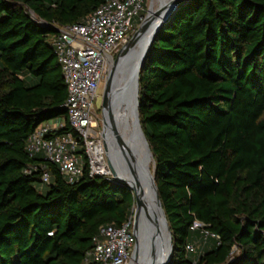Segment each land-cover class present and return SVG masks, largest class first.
Here are the masks:
<instances>
[{
  "label": "trees",
  "instance_id": "1",
  "mask_svg": "<svg viewBox=\"0 0 264 264\" xmlns=\"http://www.w3.org/2000/svg\"><path fill=\"white\" fill-rule=\"evenodd\" d=\"M106 1L0 0V264H96L85 259L99 227L135 212L128 185L88 165L70 183L26 148L53 118L66 119L57 134L76 136L53 40ZM152 44L139 111L172 228L169 264H264V0H188ZM195 222L219 238L204 241Z\"/></svg>",
  "mask_w": 264,
  "mask_h": 264
},
{
  "label": "built area",
  "instance_id": "2",
  "mask_svg": "<svg viewBox=\"0 0 264 264\" xmlns=\"http://www.w3.org/2000/svg\"><path fill=\"white\" fill-rule=\"evenodd\" d=\"M146 3L147 0H107L82 21L57 27L53 47L67 84L64 108L76 136L71 132L57 134L66 119L53 118L33 130L26 148L29 156L41 155L45 161L58 165L61 175L70 183L80 181L86 165L90 176L113 181L103 129L98 122L101 120L99 91L113 55L144 20ZM39 169V165L30 164L25 172L30 174ZM41 170L43 184L50 183L49 170L45 167ZM99 229L85 263L130 264L135 247L133 215L121 225L107 224ZM192 229H200L204 241L219 238L199 222H195ZM200 247L201 243L194 241L188 243L186 249L196 253Z\"/></svg>",
  "mask_w": 264,
  "mask_h": 264
},
{
  "label": "water",
  "instance_id": "3",
  "mask_svg": "<svg viewBox=\"0 0 264 264\" xmlns=\"http://www.w3.org/2000/svg\"><path fill=\"white\" fill-rule=\"evenodd\" d=\"M187 1L163 0L160 2L154 12L152 14L149 13L139 24L136 32L120 49L116 58L110 60V65L105 76L106 81L102 103V134L108 161L111 165L112 179L113 182L126 184L130 189L135 191V203L140 208H143V198L135 185H140V181L139 179L134 180V178L129 181L119 176L110 159L108 142L110 141L111 145L115 148V158L121 166V170L125 174H133L135 164L131 160L130 154L128 155L126 151L127 146L123 141L119 126L124 124V119L127 114L126 109H128V106L132 102H135L136 113L138 115L140 114L139 77L145 59L162 26L177 11V8ZM43 23L46 24L45 22ZM124 78H127V80L121 88L120 83H122ZM137 124L138 128H140V133L134 136L133 139L137 141L141 138L147 140L146 134L143 128H141L140 120H138ZM154 188L162 213L159 214L154 209H149L148 214L143 215L140 219V217L137 218L136 212H133L135 247L131 263L133 258L140 264L144 262H149L148 264H169L171 261L170 259L174 251L172 228L170 227L160 195L158 194L156 177L154 179Z\"/></svg>",
  "mask_w": 264,
  "mask_h": 264
},
{
  "label": "bare ground",
  "instance_id": "4",
  "mask_svg": "<svg viewBox=\"0 0 264 264\" xmlns=\"http://www.w3.org/2000/svg\"><path fill=\"white\" fill-rule=\"evenodd\" d=\"M163 1V0H162ZM161 1V2H162ZM154 11L150 10V13L152 14ZM127 78H124L122 83H120L121 88L124 86ZM126 116L124 119V124L122 126H119L120 133L122 135L123 141L125 142L126 151L128 155L130 154L131 160L135 164V170H133L132 173H126L121 170V166L116 161L115 158V148L113 145H111V142H108L109 148H110V159L113 164V167L117 171L120 177L126 178L129 181H131L133 178L134 180L140 181V185L135 184L138 191H140V195L143 198V208L138 207V205L135 203V212L137 214V218H142L143 215L148 214L149 209H154L159 214L162 213L161 206L159 204L158 198L155 194V188H154V169L152 170V162L153 159V153L150 147V144L147 140H144L143 138L137 140H134V136L140 133V128H138V120H140V114L138 115L135 111V102L131 103L128 106V109H126ZM142 128V125H141ZM144 130V129H143ZM109 133L111 134L110 130ZM145 133V132H144ZM155 162V161H154ZM136 178V179H135ZM134 195L135 191L133 190ZM140 264L135 261V259H132L131 264ZM149 262H144L142 264H148Z\"/></svg>",
  "mask_w": 264,
  "mask_h": 264
},
{
  "label": "rangeland",
  "instance_id": "5",
  "mask_svg": "<svg viewBox=\"0 0 264 264\" xmlns=\"http://www.w3.org/2000/svg\"><path fill=\"white\" fill-rule=\"evenodd\" d=\"M161 1H162V0H147L146 6H145L144 16L146 17V16L150 13V10L154 11V10L158 7V5H159V3H160ZM135 32H136V31H135ZM135 32H133V33L131 34V36H132ZM116 56H117V54H114V55H113V59H115ZM104 79H105V78H104ZM105 81H106V79L104 80L102 86L100 87V91H99V92H100V96H101L100 102H98V104H101V109L98 111V112H99V118L101 119V120H98V122H99V127H100V128H102V118H103L102 103H103V98H104L103 93H104V90H105ZM151 166H152V170H153V169L155 168V162H154V161L152 162ZM48 187H49V186H42V189H41V190H42V191H47ZM135 208H136V207H134V211H136ZM236 252H237V251H236ZM231 260H232V259H231ZM231 260H230V261H231ZM130 263H131V261H130Z\"/></svg>",
  "mask_w": 264,
  "mask_h": 264
}]
</instances>
